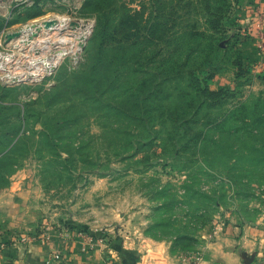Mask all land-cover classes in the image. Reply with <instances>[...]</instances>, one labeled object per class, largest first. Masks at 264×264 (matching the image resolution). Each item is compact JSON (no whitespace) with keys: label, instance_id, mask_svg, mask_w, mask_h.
<instances>
[{"label":"rangeland","instance_id":"obj_1","mask_svg":"<svg viewBox=\"0 0 264 264\" xmlns=\"http://www.w3.org/2000/svg\"><path fill=\"white\" fill-rule=\"evenodd\" d=\"M83 1L0 0V253L35 241L74 239L94 248L136 238L192 257L202 243L197 228L204 216L207 225L264 217L259 141L244 158L203 164L161 151V136L153 148L134 153L127 142L136 137L111 133L130 127L125 90L144 75L133 69L154 65L144 63L149 56L125 66L126 54L99 55L89 43L95 17ZM123 1L137 9L148 2ZM58 18L64 20L60 30L42 27ZM224 23L220 45L227 50L213 75L197 69L211 90H231L210 115L264 102V0L234 1ZM157 48L163 56L165 44ZM121 101L118 113L113 106ZM118 226L124 228L115 235ZM180 235L194 239L175 240Z\"/></svg>","mask_w":264,"mask_h":264},{"label":"trees","instance_id":"obj_2","mask_svg":"<svg viewBox=\"0 0 264 264\" xmlns=\"http://www.w3.org/2000/svg\"><path fill=\"white\" fill-rule=\"evenodd\" d=\"M234 1L148 0L141 2L139 9L119 0L83 1L82 8L95 17L89 43L99 55L104 50L126 54L125 66L133 57L144 60L149 56L144 63L154 65L146 71L133 69L135 75L145 76L125 90L130 112L124 113V119L130 127L123 124L111 131L136 137L127 142L134 153L153 148L161 136V151H172L174 158L203 164L216 157L236 161L252 153L259 141L257 150L264 161V102L239 103L210 115L224 105L231 90H211L197 75V69L206 68L212 76L214 62L226 52L220 40ZM198 10L200 19L194 18L199 16ZM159 43L166 46L163 56ZM121 103L113 106L118 113L125 107L124 101ZM144 133L150 136L144 138ZM119 157L125 158L124 154ZM159 209L161 206L155 210ZM208 222L204 216L197 230ZM179 238L194 239L180 235L175 240Z\"/></svg>","mask_w":264,"mask_h":264},{"label":"crops","instance_id":"obj_3","mask_svg":"<svg viewBox=\"0 0 264 264\" xmlns=\"http://www.w3.org/2000/svg\"><path fill=\"white\" fill-rule=\"evenodd\" d=\"M122 228L112 231L120 235ZM197 235L202 243L192 257L169 253L151 239L122 238L92 250H83L74 239H57L11 244L0 253V264H264L263 216L252 224L215 222Z\"/></svg>","mask_w":264,"mask_h":264},{"label":"bare ground","instance_id":"obj_4","mask_svg":"<svg viewBox=\"0 0 264 264\" xmlns=\"http://www.w3.org/2000/svg\"><path fill=\"white\" fill-rule=\"evenodd\" d=\"M59 20H58V23L56 22V24H55V21L54 20H49V21H53V24L52 23H50V25L48 26V27H46L45 26V21H44V23H42V27H44L45 29H52V30H55V29H59V27H61V26H63V24H62V21H64L63 19H61V18H58ZM48 22V21H47ZM60 30V29H59ZM11 38V37H10Z\"/></svg>","mask_w":264,"mask_h":264},{"label":"built area","instance_id":"obj_5","mask_svg":"<svg viewBox=\"0 0 264 264\" xmlns=\"http://www.w3.org/2000/svg\"><path fill=\"white\" fill-rule=\"evenodd\" d=\"M25 241H26V238H25V237H22V238H21V242L23 243V242H25ZM17 244H18V243H17ZM91 248H93L92 245H90L89 248H87V247H85V246L82 247L83 250H84V249L91 250Z\"/></svg>","mask_w":264,"mask_h":264},{"label":"water","instance_id":"obj_6","mask_svg":"<svg viewBox=\"0 0 264 264\" xmlns=\"http://www.w3.org/2000/svg\"><path fill=\"white\" fill-rule=\"evenodd\" d=\"M50 23L53 24V21H48V22H46V23H45V26L48 27V26L50 25Z\"/></svg>","mask_w":264,"mask_h":264}]
</instances>
